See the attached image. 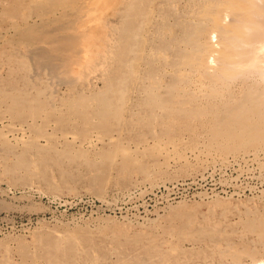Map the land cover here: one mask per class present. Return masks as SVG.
Wrapping results in <instances>:
<instances>
[{"label": "rangeland", "instance_id": "1", "mask_svg": "<svg viewBox=\"0 0 264 264\" xmlns=\"http://www.w3.org/2000/svg\"><path fill=\"white\" fill-rule=\"evenodd\" d=\"M0 264H264V0H0Z\"/></svg>", "mask_w": 264, "mask_h": 264}, {"label": "bare ground", "instance_id": "2", "mask_svg": "<svg viewBox=\"0 0 264 264\" xmlns=\"http://www.w3.org/2000/svg\"><path fill=\"white\" fill-rule=\"evenodd\" d=\"M166 92H167V90H166ZM165 96H167V95H165ZM161 100H162V102H165V104H166L168 99H166V98L162 99L161 98ZM228 111H229V108H228ZM245 111L246 110H242V111L235 113V114H232V115L230 113H218L217 115H215L216 122L214 125L218 128V131L220 132L219 134L223 136L225 134L233 135L234 132H244L245 124L243 123V120H245L246 118H249L248 115L245 116V114H246ZM260 113H261V111L258 113H254L253 116L256 118H259V117H261ZM255 127H256L255 124H252L246 130H248V131L257 130V129H255ZM257 131H260V130H257ZM242 155L246 156L247 154H242ZM239 156H241V155H239ZM238 158L239 157H237L236 155L233 156V159H235V160H237ZM221 204H223V203H221Z\"/></svg>", "mask_w": 264, "mask_h": 264}]
</instances>
